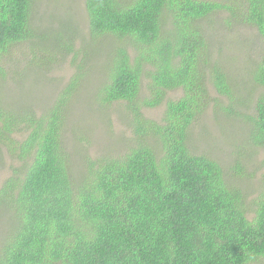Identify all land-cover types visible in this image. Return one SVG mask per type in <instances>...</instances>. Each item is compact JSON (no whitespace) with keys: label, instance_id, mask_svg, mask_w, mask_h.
Masks as SVG:
<instances>
[{"label":"trees","instance_id":"trees-1","mask_svg":"<svg viewBox=\"0 0 264 264\" xmlns=\"http://www.w3.org/2000/svg\"><path fill=\"white\" fill-rule=\"evenodd\" d=\"M33 6L0 0V81L24 43L34 41L31 63L39 69L70 56L76 63V34L66 26L50 36L35 32ZM84 7L92 41L107 44L97 98L123 104L132 143L122 154L87 159L74 174L62 140L66 96L35 116L7 110L0 95V152L21 162L0 186V215L9 219L0 264L264 262V177L250 209L221 166L188 146L193 125L216 101L208 83L236 99L203 23L224 12L226 26L254 28L264 48V0H84ZM84 53L75 77L88 65ZM254 62L251 82L261 92L245 126L248 144L264 148V49ZM176 90L180 97L167 98ZM162 104L159 121L142 111Z\"/></svg>","mask_w":264,"mask_h":264},{"label":"rangeland","instance_id":"rangeland-1","mask_svg":"<svg viewBox=\"0 0 264 264\" xmlns=\"http://www.w3.org/2000/svg\"><path fill=\"white\" fill-rule=\"evenodd\" d=\"M225 19L226 14L220 12L203 24L210 48L213 49V59L217 60L228 73L230 81L236 85V99L230 102L227 97L218 95L208 83L210 96L216 101L193 125L188 146L192 153L216 161L223 169L226 180L244 193L247 206L253 209L264 177V148L248 144L244 116L252 111L261 92L251 82L250 71L264 48L254 28L238 24L226 26ZM31 21L35 32L43 36H50L62 28L66 29L64 26L68 27L76 34L73 46L79 56L75 64L71 63L70 56L64 62L39 69L31 63L34 53L30 49L34 41L17 47L6 60L9 76L0 81V95L5 108L27 110L35 116H41L59 98L66 96L62 140L74 174L85 167L87 159L122 154L132 143L130 119L123 104L106 105L97 98V90L105 77L104 45L107 44L92 41L84 0H34ZM84 52L90 58L87 59L88 65L82 75L75 77L78 73L76 64L81 61ZM75 80L77 82L69 95L64 93ZM144 87L141 96L146 94ZM180 96V90L167 93V98L171 99ZM228 107L229 110H226ZM142 111L146 117L159 121L164 104L153 109L143 108ZM20 167L21 162L2 149L0 186ZM236 167L239 173L233 170ZM8 224V217L0 215V244Z\"/></svg>","mask_w":264,"mask_h":264}]
</instances>
